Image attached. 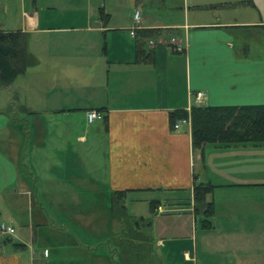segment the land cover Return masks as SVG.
Here are the masks:
<instances>
[{"label": "crops", "instance_id": "1", "mask_svg": "<svg viewBox=\"0 0 264 264\" xmlns=\"http://www.w3.org/2000/svg\"><path fill=\"white\" fill-rule=\"evenodd\" d=\"M26 5L16 27L7 3L0 12V30L25 31L35 57L0 88V222L15 227L0 235V264H264V144L195 147L191 121L170 118L199 89L201 104L264 103L257 2ZM137 10L138 29L159 31L149 61L131 33ZM89 109L104 116L89 121ZM197 182L214 185L205 225ZM122 190L148 214L111 220L106 197L113 210Z\"/></svg>", "mask_w": 264, "mask_h": 264}, {"label": "trees", "instance_id": "2", "mask_svg": "<svg viewBox=\"0 0 264 264\" xmlns=\"http://www.w3.org/2000/svg\"><path fill=\"white\" fill-rule=\"evenodd\" d=\"M157 28H137V57L149 61L152 52L147 48L150 38L158 35ZM27 33L23 30H0V85L7 86L35 62V57L26 48ZM190 116L192 141L195 147L206 143L264 144V103L248 104H193L190 111L185 108L170 112L174 123ZM214 185L210 182H197L194 185L196 211L203 215L202 223H209L213 212V202L207 199ZM127 190L117 191L112 196L113 215H127L124 197ZM157 199L151 204L158 205Z\"/></svg>", "mask_w": 264, "mask_h": 264}, {"label": "rangeland", "instance_id": "3", "mask_svg": "<svg viewBox=\"0 0 264 264\" xmlns=\"http://www.w3.org/2000/svg\"><path fill=\"white\" fill-rule=\"evenodd\" d=\"M255 1L257 2V5L259 6V8L264 13V0H255ZM6 3L8 4V6L13 11L14 20H13V23H11L12 26H14V27L19 26L20 23H21L20 16L22 14V4H23V0H0V12L3 11L4 5ZM32 3H33V0H26V4L27 5H26L25 9L28 12L31 10ZM40 14L42 15L43 12L40 11ZM2 17H3V15L0 14V19ZM33 71L34 70H31L29 73H33L34 74L35 72H33ZM33 74H31V75H33ZM2 87L3 86L0 85V88L1 89H3ZM6 94H7V92H5L3 90L2 92H0V97L2 96V98H4L6 96ZM9 107L12 108L11 105ZM93 159L96 160V157H93ZM83 197H85V196H83ZM106 200H107V204H108V211H107L108 212V217H110L111 220H112V218H113V211H112V206H111V198H110V195H107ZM127 203H128L126 205V210H127L126 213H127V215L125 216L127 219H131L129 217H132L133 218V217H137V216H140V215H147L148 212H149V204L146 201H128ZM6 222H7V220H6ZM129 228H131V227H129Z\"/></svg>", "mask_w": 264, "mask_h": 264}, {"label": "built area", "instance_id": "4", "mask_svg": "<svg viewBox=\"0 0 264 264\" xmlns=\"http://www.w3.org/2000/svg\"><path fill=\"white\" fill-rule=\"evenodd\" d=\"M140 24V10H137L134 15V25L131 29L132 34H136V30L139 27ZM152 41V40H151ZM172 49L178 51L182 49V45L179 41H177L174 37L172 38ZM196 102L198 104H201L203 102L204 98L206 97L207 93L205 90L199 89L194 92ZM104 116L103 112L98 109H89L87 111V118L89 121H93L98 118H102ZM180 121H191L190 116L182 118ZM179 121L175 123V126H179ZM15 227L11 224H9L6 221L0 222V234L1 236L6 237L8 234L14 232Z\"/></svg>", "mask_w": 264, "mask_h": 264}]
</instances>
